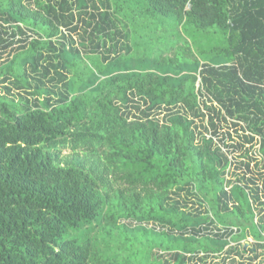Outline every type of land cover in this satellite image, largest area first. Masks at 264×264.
I'll return each mask as SVG.
<instances>
[{
  "label": "trees",
  "instance_id": "obj_1",
  "mask_svg": "<svg viewBox=\"0 0 264 264\" xmlns=\"http://www.w3.org/2000/svg\"><path fill=\"white\" fill-rule=\"evenodd\" d=\"M263 250L264 0H0V264Z\"/></svg>",
  "mask_w": 264,
  "mask_h": 264
},
{
  "label": "rangeland",
  "instance_id": "obj_2",
  "mask_svg": "<svg viewBox=\"0 0 264 264\" xmlns=\"http://www.w3.org/2000/svg\"><path fill=\"white\" fill-rule=\"evenodd\" d=\"M14 46H16V44H14L13 45V47ZM11 47H7V49L5 50V52L7 53L8 52V50L10 49ZM82 56H83V60L84 61H90L91 60V58H90V55L89 54H82ZM2 58H5V56H3ZM89 63V62H88ZM162 116V115H161ZM260 166H261V163H260V165H258L257 167H255V166H252V164H251V168L254 170V171H258V170H260ZM249 242V243H251L252 242V239L251 238H248L247 240H245L244 242ZM259 251H261V250H259ZM262 253L263 254H261L260 256H258V258H256L254 261H252L250 264H262V261H264V250L262 251Z\"/></svg>",
  "mask_w": 264,
  "mask_h": 264
}]
</instances>
